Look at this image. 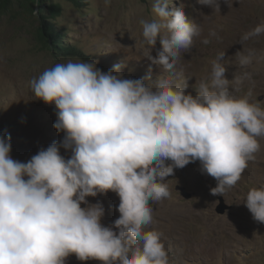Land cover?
Returning <instances> with one entry per match:
<instances>
[{"label":"clouds","instance_id":"clouds-1","mask_svg":"<svg viewBox=\"0 0 264 264\" xmlns=\"http://www.w3.org/2000/svg\"><path fill=\"white\" fill-rule=\"evenodd\" d=\"M199 2L220 11L219 0ZM168 4L154 0L156 19L139 21L146 58L168 76L126 79L121 64L104 72L94 60L68 59L29 81L36 99L55 106L53 127L64 135L27 162L13 159L10 135H0V264H66L72 254L82 262L169 264L163 234L146 230L153 223L149 201L170 197L165 178L199 161L201 174L216 180L211 194L224 196L256 160L264 107L250 102L251 88L236 95L251 74L227 79L220 51L209 76L191 86L196 95L186 92L189 84L177 65L202 28L182 7L169 11ZM262 34L264 22L241 35L243 49L234 55L241 68L264 59L245 47ZM212 37L220 39L211 30L201 43ZM109 191L119 197L120 215L105 226L103 203L86 198ZM243 204L264 224V187L250 188Z\"/></svg>","mask_w":264,"mask_h":264},{"label":"rangeland","instance_id":"rangeland-1","mask_svg":"<svg viewBox=\"0 0 264 264\" xmlns=\"http://www.w3.org/2000/svg\"><path fill=\"white\" fill-rule=\"evenodd\" d=\"M52 2L59 4L62 10L61 16L52 22L57 33L65 35L64 43L80 48L87 56L86 61H96L100 70L107 72L113 65L121 64L126 79L150 75V82H155L161 75L168 76L150 64L146 58L148 49L142 43L139 21L156 19L152 12L154 0H111L107 7L103 0H80L79 8L68 0ZM219 2L220 11L214 12L199 0H169V11L182 7L186 17L202 28L201 37L196 38L191 51L182 53L177 72H182L187 79L189 88L186 92L195 96L191 86L209 76L211 61L218 52L225 51L227 79L232 80L234 75L243 72L252 77L251 81H244L236 95L241 97L251 88L250 102L258 100L264 107V59L241 68L234 56L243 49L238 43L241 35L264 22V0ZM50 4L43 3L44 12H48ZM36 18V8H27L23 0H0V135H10V154L21 162H27L52 142L61 141L64 135L53 127L55 106L36 99L29 81L56 63L68 59L84 61L76 57L56 59L44 49L37 38L39 22ZM211 30H215L220 39L212 37L211 43L204 45L201 41ZM160 47L158 39L151 54L155 56ZM245 47L264 54V34L246 42ZM258 142L261 149L256 153V160L249 162L241 179L227 189L224 196L211 194L216 180L201 174L199 161L174 169L173 175L165 178L170 197L163 199L164 203L149 201L153 208V223L146 230L154 229L163 234L169 264H264V224L255 222L243 204L250 188L264 187V137L258 138ZM60 152L65 158L71 155L63 148ZM177 186L184 188L191 198H183L176 190ZM218 197H223L230 207L223 215L216 212ZM86 199L92 204L103 203V225L109 226L119 217L116 210L119 197L114 192ZM170 204L179 207L177 213H171ZM66 264L102 262H82L72 254Z\"/></svg>","mask_w":264,"mask_h":264},{"label":"trees","instance_id":"trees-1","mask_svg":"<svg viewBox=\"0 0 264 264\" xmlns=\"http://www.w3.org/2000/svg\"><path fill=\"white\" fill-rule=\"evenodd\" d=\"M7 1V0H4ZM22 1V0H16ZM24 5L27 8H36L38 13L37 21L39 27L37 28V38L44 49H47L52 53L56 59L61 57H76L86 61L87 56L77 46L72 44L64 43V36L59 35L52 20H56L61 16V7L59 4H55L53 0H23ZM75 7L79 8L81 3L80 0H68ZM50 2L48 12H44L43 3Z\"/></svg>","mask_w":264,"mask_h":264},{"label":"water","instance_id":"water-1","mask_svg":"<svg viewBox=\"0 0 264 264\" xmlns=\"http://www.w3.org/2000/svg\"><path fill=\"white\" fill-rule=\"evenodd\" d=\"M176 190L181 192L183 198L190 199L191 194L187 193L184 188L177 186ZM219 204L216 207L217 214L223 215L227 210L230 209V207L225 203V200L223 197H218Z\"/></svg>","mask_w":264,"mask_h":264},{"label":"bare ground","instance_id":"bare-ground-1","mask_svg":"<svg viewBox=\"0 0 264 264\" xmlns=\"http://www.w3.org/2000/svg\"><path fill=\"white\" fill-rule=\"evenodd\" d=\"M163 203H164V201L163 200H161ZM155 208V207H154ZM168 208H169V210H171V213H177L178 212V209H179V207L177 206V205H174V204H170V205H168ZM170 213V214H171ZM176 216V215H175ZM176 218H177V216H176Z\"/></svg>","mask_w":264,"mask_h":264}]
</instances>
